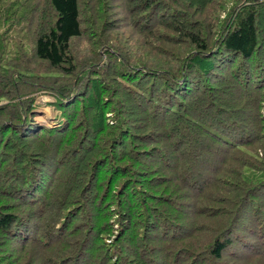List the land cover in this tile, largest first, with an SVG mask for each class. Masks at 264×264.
<instances>
[{"label": "trees", "instance_id": "trees-1", "mask_svg": "<svg viewBox=\"0 0 264 264\" xmlns=\"http://www.w3.org/2000/svg\"><path fill=\"white\" fill-rule=\"evenodd\" d=\"M232 260L264 264V0H0V264Z\"/></svg>", "mask_w": 264, "mask_h": 264}, {"label": "rangeland", "instance_id": "rangeland-1", "mask_svg": "<svg viewBox=\"0 0 264 264\" xmlns=\"http://www.w3.org/2000/svg\"><path fill=\"white\" fill-rule=\"evenodd\" d=\"M85 46V43L79 44V47L82 48ZM53 96L47 93H41L38 95L35 100V110L36 115L35 118L38 121H41L45 124H53L55 122L56 109L53 107L51 100H53ZM238 262L232 260L229 264H237Z\"/></svg>", "mask_w": 264, "mask_h": 264}]
</instances>
